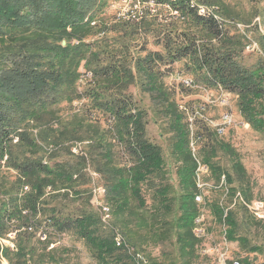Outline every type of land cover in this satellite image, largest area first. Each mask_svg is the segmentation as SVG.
Masks as SVG:
<instances>
[{"label":"rangeland","instance_id":"374dc122","mask_svg":"<svg viewBox=\"0 0 264 264\" xmlns=\"http://www.w3.org/2000/svg\"><path fill=\"white\" fill-rule=\"evenodd\" d=\"M137 1L112 0L104 7L91 27L83 31L82 41L90 44V49L78 68L72 97L63 98L39 118L25 123L23 130L28 143L14 147V155L39 160L56 171L62 166L66 177L57 173L49 176L53 181L45 187L41 201L44 208L26 220L35 222L34 231H25L23 221H11L1 231L0 264H219L223 252L240 264L264 263V129L257 130L244 118L237 94L228 92L219 83H210L208 72L194 69L190 59L168 64L152 62V69L159 74L158 89L155 92L147 88V76L138 62L151 52L165 53L164 33L172 31L173 37L191 30L198 37L202 33L167 7L156 6L152 0L135 6ZM191 2L202 12L215 13L227 35H243L245 67L253 70L264 67V0ZM148 8L152 9V16L159 15L151 26L149 22L140 23V17L132 18L130 25L124 21L130 19L129 14L141 15ZM71 42L77 44L80 40L74 38ZM8 43V38L0 40V54L7 51ZM93 52L100 53V60L92 64ZM115 62L121 64L122 73H127L119 83L95 77L93 70L97 65ZM188 79L192 86L186 84ZM92 92L101 93L102 100L111 99L119 92L131 95L134 100L131 112L135 113L134 107L145 111V135L162 148L164 168L160 175H151L140 183L144 203L139 202L131 189L121 193L123 203L107 196L111 181L116 180L107 179L108 170L133 168L138 163L127 149L134 139V126L129 123L130 134L126 133L112 114L95 105L90 97ZM163 92L166 99L161 97ZM225 112L231 113L233 121L219 134ZM176 115L181 116L180 122L185 125L188 148L196 164L195 201L191 200L198 208L192 227L196 238L193 250L187 245L182 250L178 241V234H185L187 228L177 225L183 188L177 175L182 161L173 153L174 132L170 128ZM19 140L16 137L14 143ZM220 143L231 149L227 151ZM7 158L8 155L0 168V189L12 190L17 179L22 186L32 185L5 162ZM217 166L223 172L215 170ZM164 187L168 188L166 192L161 191ZM99 188L104 189L100 198L109 207V222L94 200ZM22 193L20 190L19 196ZM8 194L0 192V203L8 199ZM257 206L262 208L255 210ZM229 213H234L239 223L235 239L228 236ZM83 214L95 217L98 235L112 237L120 252L117 258L101 259L76 229L60 230L49 220L53 215L74 218ZM198 219L202 221L198 223ZM16 229L19 231L15 240L8 245L6 237ZM41 229L47 233L46 239L38 235ZM117 234L134 245L137 254L139 250L142 252L141 260L124 250L123 243L117 245ZM20 249L23 258L16 256Z\"/></svg>","mask_w":264,"mask_h":264},{"label":"trees","instance_id":"16d2710c","mask_svg":"<svg viewBox=\"0 0 264 264\" xmlns=\"http://www.w3.org/2000/svg\"><path fill=\"white\" fill-rule=\"evenodd\" d=\"M110 1L112 0H0V40L9 39L7 51L0 54V168L4 157L8 155L5 162L32 183L26 192L23 191L25 185L22 186L20 179L15 181L12 190L0 189V192L9 193L8 199L0 203V233L7 229L12 219L16 220L15 223L23 221L25 225L28 216H37L42 211L44 205L41 201L45 187L53 181L50 175L57 173L66 177L62 166L56 171L39 160L21 159L14 155L13 148L28 143L23 127L29 119L39 118L48 111L49 106L63 98L72 97L74 85L79 77L78 68L90 49V44L82 41L83 31L91 27V22ZM149 2L150 0H138L135 6ZM154 2L156 6L170 7L171 11L178 13L179 18L187 19L199 29L202 35L198 37V33L191 30L188 33H177L173 37L172 31L165 32V53L151 52L138 62V66L147 76V88L155 92L158 89L159 74L152 69V62L158 60L168 64L190 59L194 69L208 72L210 83H219L228 92L237 94L244 118L257 130H263L264 67L253 70L242 64L245 49L243 35H227L223 30L222 21L215 13L202 12L191 0ZM151 12L152 9L148 8L141 12L143 14H138L139 16L129 14L130 19L124 21L130 25L133 23L132 18L140 17V23L149 22L151 26L159 16H152ZM134 25L137 27L140 24ZM74 38H78L80 42L73 44L71 40ZM90 55L92 64L100 60V53L93 52ZM120 65L116 62L97 65L93 72L95 77L101 78L100 81L107 82L112 79L114 83H119L127 74L122 73ZM90 97L102 111L112 114L126 129V133H129V123L134 126V139L129 142L127 149L138 163L133 168L108 170L107 176L110 178L107 179L116 180L111 181V192L108 193L107 190V196L123 203L121 193L131 189L139 202L144 203L141 200L140 183L151 175H160L164 168L162 148L146 138L145 111L134 107L135 113L131 112L133 96L121 92L107 100H102L101 93L97 92H92ZM161 97L166 99V94L163 92ZM170 107L173 108V105ZM180 121L181 116L176 115L170 127L174 132L173 153L182 161L177 169L179 183L183 188L177 225L179 228H187L185 234H178V241L182 244V250L185 245L193 250L196 238L192 227L198 208L191 200H194L196 187L193 180L196 164L188 148V133ZM16 137L20 138L17 144L14 143ZM219 146L227 148V151L231 149L225 143H220ZM215 170L223 172L219 166ZM126 173L130 174L125 176ZM20 190L23 191L21 196L18 194ZM167 190L168 188L164 187L161 191ZM163 201H166V198ZM25 210L29 213L24 214ZM222 215L219 214L221 218ZM49 220L60 230L76 229L101 259L117 258V253H120L111 236L98 235L97 221L91 214L74 218H55L53 215ZM226 222L231 227L229 238L235 239L239 229L236 215L229 213ZM16 256L24 257L21 249Z\"/></svg>","mask_w":264,"mask_h":264},{"label":"built area","instance_id":"2783aa9c","mask_svg":"<svg viewBox=\"0 0 264 264\" xmlns=\"http://www.w3.org/2000/svg\"><path fill=\"white\" fill-rule=\"evenodd\" d=\"M151 3H154V1L152 0ZM165 7L167 8H170L168 6L165 5ZM207 8V7H206ZM207 10L209 11H212L210 8H207ZM186 84L192 86L193 85V82L191 80H186L185 81ZM221 124H219V129H218V133L219 134H222L224 133L225 131V128H227L231 123H232V115L230 112H225L223 115H222V119H221ZM203 169H201L202 171ZM29 190V186H24V189L23 191L26 192ZM97 194H100V196L98 197ZM104 194V189L103 188H99L98 191L95 192V202L97 203L98 206L102 207V212H103V218H105V221L109 222V218H108V211H109V207L106 206L104 204V201L101 200L100 197H102ZM201 197L198 198V200L200 201ZM262 205V204H261ZM256 209L255 210H260L262 208V206H257L255 207ZM257 212V211H256ZM28 210H25L24 211V214H28ZM12 222H15L16 220L15 219H12L11 220ZM199 221H202V220H197V222L199 223ZM35 223L33 220L29 221L27 224L23 225L22 228L25 230V231H34V224ZM115 230V229H114ZM17 231H19L18 229H16V231L14 232H11V233H8V237L7 238V241H8V245H12L14 240H15V236L16 234L18 233ZM38 235L42 238V239H46L47 238V233L45 231H43L42 229L39 231ZM118 235V238H123L122 236H120L119 234ZM124 239V238H123ZM128 249H137L134 245L132 244H129L125 241V250L128 252ZM139 254L140 256H144L142 254V252L139 250ZM219 264H240V261L238 260H230V257L228 256L227 252H223L222 255H220L219 257Z\"/></svg>","mask_w":264,"mask_h":264},{"label":"bare ground","instance_id":"6f19581e","mask_svg":"<svg viewBox=\"0 0 264 264\" xmlns=\"http://www.w3.org/2000/svg\"><path fill=\"white\" fill-rule=\"evenodd\" d=\"M116 243L118 246H122L124 244V248H125V239H121V238H118V236L116 237ZM123 243V244H122ZM129 253L131 255H133L137 260H141L142 257L136 253L135 249H128ZM138 257V258H137ZM145 259V258H144ZM146 263V262H145Z\"/></svg>","mask_w":264,"mask_h":264}]
</instances>
